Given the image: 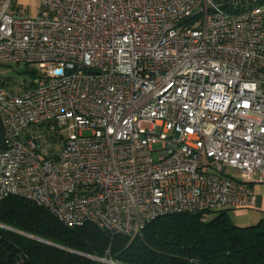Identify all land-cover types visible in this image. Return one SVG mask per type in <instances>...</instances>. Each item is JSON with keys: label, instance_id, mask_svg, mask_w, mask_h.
<instances>
[{"label": "built area", "instance_id": "obj_1", "mask_svg": "<svg viewBox=\"0 0 264 264\" xmlns=\"http://www.w3.org/2000/svg\"><path fill=\"white\" fill-rule=\"evenodd\" d=\"M38 1L29 16L0 0V63L37 71L28 89L0 84V200L128 237L166 215L254 205L264 3Z\"/></svg>", "mask_w": 264, "mask_h": 264}, {"label": "trees", "instance_id": "obj_2", "mask_svg": "<svg viewBox=\"0 0 264 264\" xmlns=\"http://www.w3.org/2000/svg\"><path fill=\"white\" fill-rule=\"evenodd\" d=\"M24 65L33 79L36 69ZM7 79L0 76V84L11 85ZM216 211L212 218V211L166 215L134 237L111 236L93 223L66 227L43 206L11 196L0 200V264H106L90 257L119 264H264V217L237 225L228 209Z\"/></svg>", "mask_w": 264, "mask_h": 264}, {"label": "rangeland", "instance_id": "obj_3", "mask_svg": "<svg viewBox=\"0 0 264 264\" xmlns=\"http://www.w3.org/2000/svg\"><path fill=\"white\" fill-rule=\"evenodd\" d=\"M17 4H21L23 7H25L26 11L25 14L26 15H35L37 13L38 10V6H39V1L38 0H16ZM29 68H34L36 69V66H30ZM25 69V65L24 64H15V63H0V76L2 77H7L10 79H7L8 82L10 83L11 81V85H9L10 88H12L14 91H19L20 89L23 88V84L25 83H29L32 81V78L26 74L23 73V70ZM144 126H148V125H144ZM85 134H87V131L84 132ZM160 147V144H155L154 148L157 149ZM153 158L154 160L157 159V155L156 153L153 154ZM226 172L228 174H234L233 169L231 168H227ZM217 211H212L211 213H209L208 217L212 218L216 215ZM229 217L232 221H245V219H248L250 216L249 214H243V213H237L236 211H228ZM5 228L8 229V227L4 226ZM93 260H97V257H90ZM101 262V261H100Z\"/></svg>", "mask_w": 264, "mask_h": 264}, {"label": "crops", "instance_id": "obj_4", "mask_svg": "<svg viewBox=\"0 0 264 264\" xmlns=\"http://www.w3.org/2000/svg\"><path fill=\"white\" fill-rule=\"evenodd\" d=\"M251 187L255 194V203L252 207L247 209H228V211H236L237 213H250V217L248 219H245V221H232L237 225H250L258 221L260 218L264 217V179L260 182H252Z\"/></svg>", "mask_w": 264, "mask_h": 264}, {"label": "water", "instance_id": "obj_5", "mask_svg": "<svg viewBox=\"0 0 264 264\" xmlns=\"http://www.w3.org/2000/svg\"><path fill=\"white\" fill-rule=\"evenodd\" d=\"M9 229V228H8ZM19 233H21V232H19ZM21 234H23V235H25V236H27V237H30V238H34V239H37V240H41V239H38V238H36V237H32V236H30V235H27V234H24V233H21ZM42 241V240H41ZM89 257V256H88Z\"/></svg>", "mask_w": 264, "mask_h": 264}]
</instances>
